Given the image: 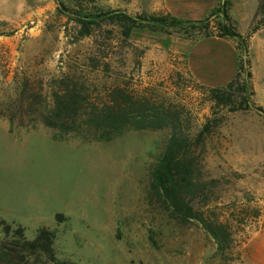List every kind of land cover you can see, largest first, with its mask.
I'll use <instances>...</instances> for the list:
<instances>
[{
	"label": "rangeland",
	"instance_id": "1",
	"mask_svg": "<svg viewBox=\"0 0 264 264\" xmlns=\"http://www.w3.org/2000/svg\"><path fill=\"white\" fill-rule=\"evenodd\" d=\"M248 3L264 24V0H240ZM119 10L170 13L162 0H0V219L23 224L30 238L42 226L57 230L59 256L79 264H264V114L254 94L251 109L213 108L188 66L191 26L138 28L139 38L126 42V25L104 16ZM74 12L100 27L84 35ZM103 35L107 71L92 61ZM67 77L85 83L92 98L124 82L177 107L192 137L204 141L198 176L207 196L195 200L207 220L226 224L225 250L203 223L183 225L149 204L167 130H131L111 141L54 138L42 115ZM58 213L69 221L58 224Z\"/></svg>",
	"mask_w": 264,
	"mask_h": 264
},
{
	"label": "trees",
	"instance_id": "2",
	"mask_svg": "<svg viewBox=\"0 0 264 264\" xmlns=\"http://www.w3.org/2000/svg\"><path fill=\"white\" fill-rule=\"evenodd\" d=\"M230 0H217V6L205 19H180L171 13L132 16L124 11H109L105 20L126 25L122 31L124 40L139 38L138 28H172L174 30L191 26L195 38L189 47L201 38L218 36L235 41L240 53V69L237 77L224 87H209L197 81L196 86L206 95L213 108H230L232 112L248 110L255 106L248 97L254 88L249 60V45L238 32L231 12ZM260 14V11H258ZM257 13V15H258ZM83 29L84 35L92 33V27H100L90 17L72 13ZM100 41V55L92 58L93 66L107 71L104 54L108 51L103 35ZM124 41V42H125ZM104 48V49H103ZM103 68V69H102ZM242 97L241 100L238 99ZM177 107L157 102L152 94L143 93L121 82L104 88L97 96L91 97L85 83L67 77L50 93V101L42 115L44 124L57 130L54 138L65 139L71 133L93 136L97 141H111L131 130H161L169 135L162 153L152 172L148 200L150 205L162 208V213L170 220L187 224L191 219L203 223L218 243L219 250H225L230 237L226 224L218 218L207 220L206 210L198 207L195 198L199 194L207 196L206 187L200 181L198 168L200 160L197 148L203 140L192 137L189 123L180 118ZM260 109H263L260 107ZM264 110V109H263ZM210 212V209H208ZM58 224L69 218L56 215ZM151 232H153L151 230ZM57 230L42 226L34 238L27 235V227L21 223L0 219V264H79L71 259L61 258L56 248ZM153 243H155L152 237Z\"/></svg>",
	"mask_w": 264,
	"mask_h": 264
},
{
	"label": "crops",
	"instance_id": "3",
	"mask_svg": "<svg viewBox=\"0 0 264 264\" xmlns=\"http://www.w3.org/2000/svg\"><path fill=\"white\" fill-rule=\"evenodd\" d=\"M232 15L238 32L249 45V60L255 103L264 109V24H256L255 4L241 7L236 0ZM167 11L180 19L207 18L217 6V0H162ZM188 66L199 83L209 87H224L232 82L240 69V53L234 40L218 36L199 39L188 54ZM262 109V110H263Z\"/></svg>",
	"mask_w": 264,
	"mask_h": 264
},
{
	"label": "water",
	"instance_id": "4",
	"mask_svg": "<svg viewBox=\"0 0 264 264\" xmlns=\"http://www.w3.org/2000/svg\"><path fill=\"white\" fill-rule=\"evenodd\" d=\"M259 112H261L262 114H264V110L260 109Z\"/></svg>",
	"mask_w": 264,
	"mask_h": 264
}]
</instances>
